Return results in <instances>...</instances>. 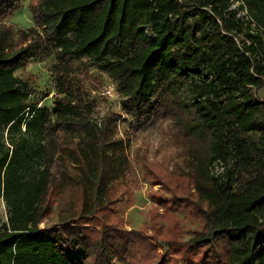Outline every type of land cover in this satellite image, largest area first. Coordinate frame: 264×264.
<instances>
[{
  "label": "trees",
  "instance_id": "obj_1",
  "mask_svg": "<svg viewBox=\"0 0 264 264\" xmlns=\"http://www.w3.org/2000/svg\"><path fill=\"white\" fill-rule=\"evenodd\" d=\"M21 1L0 0V264H264V0H241L247 21L233 0H29L34 27L14 32L3 21ZM48 57L51 112L27 104L14 76ZM84 59L117 83L126 115L148 122L159 108L173 122L191 166L153 170L152 198L202 218L188 242L171 222L149 235L116 215L125 146L115 120H95L74 96L73 63ZM68 190L59 224L40 228Z\"/></svg>",
  "mask_w": 264,
  "mask_h": 264
},
{
  "label": "rangeland",
  "instance_id": "obj_2",
  "mask_svg": "<svg viewBox=\"0 0 264 264\" xmlns=\"http://www.w3.org/2000/svg\"><path fill=\"white\" fill-rule=\"evenodd\" d=\"M28 1L22 0L20 7L3 21L10 25L14 32L27 31L34 27ZM230 10L235 12L238 18L248 20L246 8L241 0H233ZM250 29L257 31L254 25H251ZM262 32L264 33V28ZM53 63L52 57L33 59L14 73L31 91L27 104H36L49 112L52 110L53 100L57 97L56 75L50 69ZM70 79L74 96H82L91 102L95 120L100 121L106 117L115 120L116 137L122 140L125 146L124 153L116 157L118 177L112 187L116 199L114 210L127 225L125 230L135 233L147 231L150 235V230L156 225L157 230L164 233L168 222H171L178 227L184 242L195 237L202 227L201 217L185 206H162L152 198L160 190L156 178L150 175L153 170L164 168L171 174H177L187 171L191 166L189 159L184 156L173 122L166 120L159 108L148 122H138L126 115L122 110L124 97L118 92L117 83L90 60L74 62ZM258 96L264 99L263 91H260ZM2 135L0 141L5 143L6 132ZM69 168L72 170L73 166L70 165ZM213 170L216 173L221 172L220 166L217 165ZM71 194L75 195V192L68 190L64 196L57 199L52 207V214L44 219L40 228L59 224V211L65 207ZM0 211L2 212L1 200ZM157 248L160 254H168V247L164 243L159 242ZM194 254H197V250Z\"/></svg>",
  "mask_w": 264,
  "mask_h": 264
},
{
  "label": "built area",
  "instance_id": "obj_3",
  "mask_svg": "<svg viewBox=\"0 0 264 264\" xmlns=\"http://www.w3.org/2000/svg\"><path fill=\"white\" fill-rule=\"evenodd\" d=\"M0 200L2 202V212L0 211V231L4 229V226L7 227V212H6V208H5V203L3 201V198L0 197Z\"/></svg>",
  "mask_w": 264,
  "mask_h": 264
}]
</instances>
